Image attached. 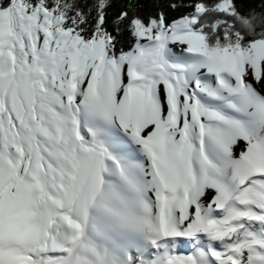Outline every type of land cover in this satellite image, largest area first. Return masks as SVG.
Returning <instances> with one entry per match:
<instances>
[{
    "label": "snow or ice",
    "instance_id": "1",
    "mask_svg": "<svg viewBox=\"0 0 264 264\" xmlns=\"http://www.w3.org/2000/svg\"><path fill=\"white\" fill-rule=\"evenodd\" d=\"M117 2L0 0V264H264V0Z\"/></svg>",
    "mask_w": 264,
    "mask_h": 264
},
{
    "label": "trees",
    "instance_id": "2",
    "mask_svg": "<svg viewBox=\"0 0 264 264\" xmlns=\"http://www.w3.org/2000/svg\"><path fill=\"white\" fill-rule=\"evenodd\" d=\"M82 2H83V0H82ZM177 2L179 3V2H181V0H177ZM191 2H192V0H183V3L185 5H187L188 3H191ZM121 6L122 5L118 0V2L114 5V7L109 10V15H108L109 30L113 29V27H114V25H113L114 16L120 10ZM158 7L162 8L165 11V13L168 15V18L170 20L174 17H178L181 13L191 11V8H188V7H182V8H180L179 11H173L172 9H170L168 7L167 0H161V2L158 4ZM245 7L246 8L247 7H257L258 8V0H253V2L245 4ZM156 10H157L156 5H154L151 2H146L145 7L143 9V12L145 14H148L150 12H155ZM121 40H122V43L125 45H127L131 42V38L129 37V35L127 33H124L122 35Z\"/></svg>",
    "mask_w": 264,
    "mask_h": 264
},
{
    "label": "bare ground",
    "instance_id": "3",
    "mask_svg": "<svg viewBox=\"0 0 264 264\" xmlns=\"http://www.w3.org/2000/svg\"><path fill=\"white\" fill-rule=\"evenodd\" d=\"M189 250H190V245H188L187 242H185L184 244L178 246L177 254H186Z\"/></svg>",
    "mask_w": 264,
    "mask_h": 264
}]
</instances>
